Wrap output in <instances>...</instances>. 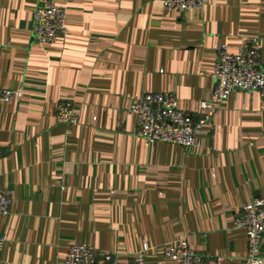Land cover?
<instances>
[{
	"label": "crops",
	"instance_id": "obj_1",
	"mask_svg": "<svg viewBox=\"0 0 264 264\" xmlns=\"http://www.w3.org/2000/svg\"><path fill=\"white\" fill-rule=\"evenodd\" d=\"M47 0H0V264H65L74 245L131 264H175L177 240L224 264H246L241 205L264 199V98L233 93L203 129L200 147L148 142L131 107L169 93L201 115L214 93L217 46L237 53L257 38L264 63V0H205L200 10L165 0H55L67 38L34 41V13ZM72 103L79 124H58ZM264 258V244L261 250ZM100 264H103L100 262Z\"/></svg>",
	"mask_w": 264,
	"mask_h": 264
},
{
	"label": "built area",
	"instance_id": "obj_2",
	"mask_svg": "<svg viewBox=\"0 0 264 264\" xmlns=\"http://www.w3.org/2000/svg\"><path fill=\"white\" fill-rule=\"evenodd\" d=\"M205 0H165L168 10L192 11L204 7ZM34 41L46 45L67 38V10L47 0L37 7L33 24ZM217 63L212 75L214 93L210 101L201 104V115H192L179 109L177 97L169 93L143 94L134 102L131 113L137 118V134L148 142L176 144L186 149L200 147L199 138L221 106L233 93H257L264 98V63L257 38L245 40L237 53L227 46H217ZM22 92L0 88V102H11ZM58 124L73 127L80 118L69 101L61 102L57 108ZM5 154L0 145V158ZM12 192L0 189V218L10 214ZM236 226L244 229L248 236L246 264H264L261 250L264 244V199H254L239 208ZM5 240L0 238V251ZM147 250V248H146ZM145 250V251H146ZM136 254L131 264H146L144 252ZM166 257L175 264H224L223 256H206L195 252L187 239L177 240L165 250ZM120 264L114 253L100 254L92 246L74 245L67 254L65 264Z\"/></svg>",
	"mask_w": 264,
	"mask_h": 264
}]
</instances>
